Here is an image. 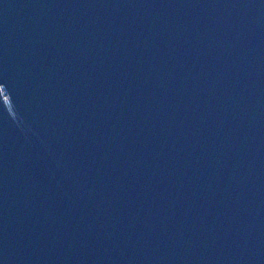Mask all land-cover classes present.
<instances>
[{"label": "water", "instance_id": "95a60500", "mask_svg": "<svg viewBox=\"0 0 264 264\" xmlns=\"http://www.w3.org/2000/svg\"><path fill=\"white\" fill-rule=\"evenodd\" d=\"M0 264H264V0H0Z\"/></svg>", "mask_w": 264, "mask_h": 264}]
</instances>
